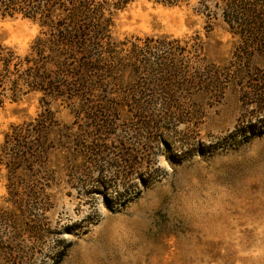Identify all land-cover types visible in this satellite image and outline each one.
Here are the masks:
<instances>
[{"label":"rangeland","instance_id":"1","mask_svg":"<svg viewBox=\"0 0 264 264\" xmlns=\"http://www.w3.org/2000/svg\"><path fill=\"white\" fill-rule=\"evenodd\" d=\"M221 3L132 0L111 29L124 67L92 71L77 96L5 99L0 264H264V135L225 139L254 123L264 132V53L241 56ZM39 31L0 17V40L21 55ZM163 36L202 45L171 54L186 77L167 94L163 75L142 78L136 61L156 59L145 45ZM22 147L28 159L14 160ZM120 183L138 191L127 204Z\"/></svg>","mask_w":264,"mask_h":264},{"label":"trees","instance_id":"2","mask_svg":"<svg viewBox=\"0 0 264 264\" xmlns=\"http://www.w3.org/2000/svg\"><path fill=\"white\" fill-rule=\"evenodd\" d=\"M131 1L0 0L1 18L21 16L37 22L40 27L39 34L29 45L28 52L22 55L0 40V106L7 98L17 101L33 91L42 93L43 100L41 99L40 103L44 104L47 103L45 96L50 98L77 96L83 94V90H87V79L92 71L112 73L113 69L124 67V60L113 55L116 43L111 36V29L114 27L116 14ZM152 1L175 6L182 4L184 0ZM220 8L223 20L231 32L238 36L239 42L236 49L241 56L245 55L249 59L254 52L264 53V0H222ZM190 39L193 41L192 44H189L188 40H183L182 48L178 47L179 44L175 45L180 41L179 39H173L172 42L166 41V36L161 37L157 44H146V48L152 51L159 50L161 54L156 59H141V57L136 60L140 66L142 78L144 76L152 79L150 76L153 73L160 72V75H163L161 80H165L167 85L163 84L165 86V91L162 90L163 94H167L166 90L170 87H176L174 82H179L180 77L186 76L181 69V63L170 56L176 50L185 51L187 47L197 46L200 50L202 45L198 38ZM135 56H142V51L138 50ZM148 69H151L149 71L151 74L147 72ZM73 76L80 80L77 88L70 86L67 81ZM147 79L144 78V80ZM43 110L41 117L44 123H47L50 109L47 107ZM29 124L38 128L42 126H39V123L34 124L32 120L26 125L29 126ZM42 132L43 128L37 130V134ZM262 135L264 132L254 123L240 132H231L225 139L236 142ZM17 147L21 148V146ZM36 147L37 151L33 158L40 160L46 155L47 146L41 140L37 142ZM96 147L99 146L96 145ZM28 150V147L18 149V155L15 154L13 159L20 160L25 155L28 159L30 155ZM126 163L128 161H124L123 165L126 166ZM120 184L124 189L116 193L117 197L125 204L135 199L134 196L138 194V191H134L136 187ZM64 252L65 250H61L55 254L56 263L63 257Z\"/></svg>","mask_w":264,"mask_h":264}]
</instances>
